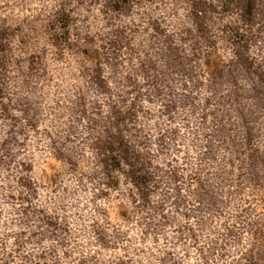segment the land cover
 Listing matches in <instances>:
<instances>
[{
	"label": "clouds",
	"instance_id": "9594fccd",
	"mask_svg": "<svg viewBox=\"0 0 264 264\" xmlns=\"http://www.w3.org/2000/svg\"><path fill=\"white\" fill-rule=\"evenodd\" d=\"M0 264H264V0H0Z\"/></svg>",
	"mask_w": 264,
	"mask_h": 264
}]
</instances>
